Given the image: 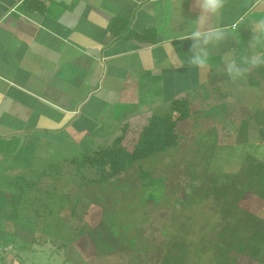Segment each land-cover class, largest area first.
Instances as JSON below:
<instances>
[{
	"label": "rangeland",
	"instance_id": "374dc122",
	"mask_svg": "<svg viewBox=\"0 0 264 264\" xmlns=\"http://www.w3.org/2000/svg\"><path fill=\"white\" fill-rule=\"evenodd\" d=\"M225 80L213 86L232 95L226 89L221 98L213 97L193 120L218 127L187 128L183 122L178 146L151 154L110 182H98L85 159L113 145L121 132L98 142L79 141L81 146L39 133L26 142L24 134L0 140L1 264H264V250L255 258L249 243L230 251L245 223L226 229L228 216L221 210L235 187L253 178L249 165L264 163V81L255 69L236 83ZM223 115L226 122L218 119ZM141 130L138 124L128 131L127 147L134 148ZM200 161L209 164L210 182H217L208 184V191L214 186L208 197L199 192L205 177ZM236 200L264 222L261 182ZM217 243L221 252L214 250Z\"/></svg>",
	"mask_w": 264,
	"mask_h": 264
},
{
	"label": "crops",
	"instance_id": "0c3cea01",
	"mask_svg": "<svg viewBox=\"0 0 264 264\" xmlns=\"http://www.w3.org/2000/svg\"><path fill=\"white\" fill-rule=\"evenodd\" d=\"M193 4L0 0V140L24 134L26 142L39 133L43 139L64 138L60 141L77 145L98 142L125 128L131 132L133 125L143 127L155 114L170 113L181 97L190 101L187 128L214 125L204 118L193 120L210 99L227 93V88L213 86L231 80L224 71L225 57L239 63L253 54L251 29L264 19V0H226L212 23L225 29L228 38L219 48H209L206 70L187 64L188 37L199 15ZM255 51L264 52V46ZM254 69L264 81V66ZM218 119L224 121V115Z\"/></svg>",
	"mask_w": 264,
	"mask_h": 264
},
{
	"label": "trees",
	"instance_id": "16d2710c",
	"mask_svg": "<svg viewBox=\"0 0 264 264\" xmlns=\"http://www.w3.org/2000/svg\"><path fill=\"white\" fill-rule=\"evenodd\" d=\"M172 111L170 113L164 115H153L146 125L142 127L140 132V137L136 142L134 148L130 149L125 144L126 134L128 131L126 128L121 135L117 136L114 140V144L111 146H103L100 149H96L94 151V155L92 157H88L85 159V163L88 161L95 170V175L98 182H110L113 179L124 175L130 168H133L134 165L150 156L153 153H162L174 146H178L179 143L183 141L182 134L179 131V125H181L184 121L190 119L192 117L190 101L187 97L177 98L172 103ZM247 121L246 119L241 120V122ZM242 122V123H243ZM247 124V123H246ZM245 126L247 127V125ZM190 137V136H189ZM205 164V177L201 181L200 193L203 192L208 197L210 192L214 186L207 189L208 184H216V181L210 182V174L208 170L209 164L206 162H198ZM249 177L254 179L248 181L247 185L242 186L241 188L235 187L234 196L236 199H240L241 196L251 187L254 186L258 181L264 185V163H257L255 165H249L248 167ZM143 174V169H139V177L141 178ZM257 175L258 179L254 175ZM192 175V174H191ZM195 178V174L192 175ZM247 186V190L244 188ZM237 188V189H236ZM178 187L176 189L175 194L178 193ZM232 199H225L224 205H222V211L227 214V221L223 227L226 229H230L232 225L235 223H245L242 227L244 228V232L242 235L234 234L232 237V241L228 246L230 251L233 250H243L244 244L249 243L251 247V255L257 258L260 257L264 250V237L261 232L260 226H264L263 220L256 217L254 214L245 211L239 206L238 201L235 197ZM225 222V221H224ZM235 229V227H234ZM224 228L219 231V238L223 236L221 232H223ZM252 232L253 237H249V233ZM247 234V235H246ZM240 240V241H239ZM240 242V243H239ZM11 244L12 243H7ZM216 252H221V246L217 243L214 244ZM262 252V253H261ZM5 260V256L0 257V264Z\"/></svg>",
	"mask_w": 264,
	"mask_h": 264
},
{
	"label": "clouds",
	"instance_id": "9594fccd",
	"mask_svg": "<svg viewBox=\"0 0 264 264\" xmlns=\"http://www.w3.org/2000/svg\"><path fill=\"white\" fill-rule=\"evenodd\" d=\"M225 2L226 0H194L193 8L199 9V15L194 20V28L188 37L192 41L189 49L191 55L187 60L189 66L206 70L209 48H219L228 38L225 29L212 23L213 18L220 16ZM232 28L235 29L236 25H232ZM251 30L253 37L249 47L253 49V54L243 57L239 63L234 58L225 57L224 71L233 82L243 79L251 68L264 66V52L255 51L257 46H264V19L258 20ZM178 66L183 67L184 61H180Z\"/></svg>",
	"mask_w": 264,
	"mask_h": 264
}]
</instances>
